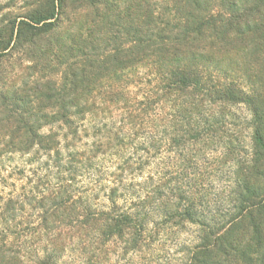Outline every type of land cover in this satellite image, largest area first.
<instances>
[{
  "label": "trees",
  "instance_id": "trees-1",
  "mask_svg": "<svg viewBox=\"0 0 264 264\" xmlns=\"http://www.w3.org/2000/svg\"><path fill=\"white\" fill-rule=\"evenodd\" d=\"M22 1L0 2V264H65L67 249L100 264L114 239L139 251L152 209L161 228H202L178 264H264V0ZM246 129L218 219L197 213L180 167L114 203L140 153L223 137L231 152ZM105 155L108 211L74 188Z\"/></svg>",
  "mask_w": 264,
  "mask_h": 264
},
{
  "label": "rangeland",
  "instance_id": "rangeland-1",
  "mask_svg": "<svg viewBox=\"0 0 264 264\" xmlns=\"http://www.w3.org/2000/svg\"><path fill=\"white\" fill-rule=\"evenodd\" d=\"M0 2L15 5L17 9H10L15 14L20 12L18 8L23 5L22 0H0ZM238 109L237 114L241 118H249L243 107ZM219 136L223 137L221 134ZM235 136L236 142L232 143V153L228 151L230 144L225 137L218 143L213 141V143L186 146L183 152L172 148L171 152L164 151L154 158H150L154 152L148 155L140 153L144 164L143 168L127 177L124 185L128 190L124 194V186L119 187V191L113 197L114 203L118 206H128L133 193L140 192L142 194V190L149 189L156 184L154 177L156 178L159 171L163 169L175 171L180 167L185 171L180 177L183 175L187 177L183 184L191 188L189 195L196 204L197 213L208 222L211 219H218L235 206L234 190L238 158H247L251 154V131L237 130ZM97 159L88 171L77 177L74 188L77 189V196L86 198L93 208L108 211L113 203V200H109V188L119 184L113 183L115 173L110 165L113 158L110 155H105ZM151 179L153 180L151 181ZM198 180L201 184L195 185L194 182ZM177 183L173 182L175 185ZM129 185L131 186L129 187ZM192 192L194 193L192 194ZM122 193L125 196L122 197ZM131 212L134 213L136 210ZM146 214L150 219L149 223L146 221L147 236L140 250L127 252L123 249L124 244H120L117 239H114L107 246L106 250L108 251L104 259L99 262L100 264H173L174 262L178 264L184 255L180 250L195 246L201 235L202 228L198 225L184 223L178 227L161 228L158 224L162 216L159 215L158 210L154 209L153 211L152 209V213ZM78 257L79 250L67 249L62 260L65 264H77Z\"/></svg>",
  "mask_w": 264,
  "mask_h": 264
}]
</instances>
